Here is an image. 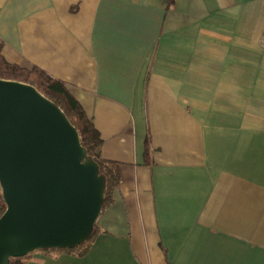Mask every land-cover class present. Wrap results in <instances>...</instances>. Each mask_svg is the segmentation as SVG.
I'll use <instances>...</instances> for the list:
<instances>
[{
	"label": "crops",
	"instance_id": "0c3cea01",
	"mask_svg": "<svg viewBox=\"0 0 264 264\" xmlns=\"http://www.w3.org/2000/svg\"><path fill=\"white\" fill-rule=\"evenodd\" d=\"M0 47L62 83L120 166L87 253L26 264H178L194 231L180 264H264L260 243L200 222L210 201L262 222L243 177L264 186V0H0Z\"/></svg>",
	"mask_w": 264,
	"mask_h": 264
},
{
	"label": "water",
	"instance_id": "95a60500",
	"mask_svg": "<svg viewBox=\"0 0 264 264\" xmlns=\"http://www.w3.org/2000/svg\"><path fill=\"white\" fill-rule=\"evenodd\" d=\"M77 132L34 88L0 80V264L83 243L104 185Z\"/></svg>",
	"mask_w": 264,
	"mask_h": 264
},
{
	"label": "trees",
	"instance_id": "16d2710c",
	"mask_svg": "<svg viewBox=\"0 0 264 264\" xmlns=\"http://www.w3.org/2000/svg\"><path fill=\"white\" fill-rule=\"evenodd\" d=\"M0 80L22 83L34 88L61 111L80 139V146L84 152L82 162L94 164L97 169V176L103 181L104 196L102 210L108 207L112 203V193L119 187L121 182L120 166L101 159V138L92 121L86 116L81 106L71 97L67 88L62 83L49 79L37 69L26 70L7 64L1 55V47ZM4 212L5 205L0 193V218ZM99 233L100 231L95 224L86 240L74 248L38 252L43 254L64 253L80 258L87 253ZM31 254L25 258L11 259L8 264H26V260Z\"/></svg>",
	"mask_w": 264,
	"mask_h": 264
},
{
	"label": "bare ground",
	"instance_id": "6f19581e",
	"mask_svg": "<svg viewBox=\"0 0 264 264\" xmlns=\"http://www.w3.org/2000/svg\"><path fill=\"white\" fill-rule=\"evenodd\" d=\"M243 179L247 181V182L243 181V184H244L243 187H245L250 193L253 194L252 199L250 201V205H252L256 199L264 198V186H262L261 184H257L256 182H253L252 180L246 179L245 177H243ZM231 205H236L235 207H240L241 210H243L242 206L240 204L234 202V201H231ZM216 210H217V203L210 201L207 204V207L205 208V210L203 211L200 222H203L206 219H208V220L214 219L216 221H218V220L224 221L226 223V225H228L229 228L232 229L233 233H241V234H243V236H246L247 238L252 240V242L260 243L261 246L264 247V235L258 234L257 232H253L252 230L247 228L248 224L246 223V215H247L248 209H246V212L242 216L241 220L236 221V222H232V221L228 220L227 218L217 214ZM252 215H253V217L260 219L262 221V223H264V214H261L258 212H252ZM195 234H196V232L194 231L192 233L191 237L189 238V240L186 242V244L183 248V252H182L181 256H179V259L177 262L178 264H180L182 262V260H184V258L186 257L188 248H189L190 243L192 242L193 238L195 237Z\"/></svg>",
	"mask_w": 264,
	"mask_h": 264
},
{
	"label": "rangeland",
	"instance_id": "374dc122",
	"mask_svg": "<svg viewBox=\"0 0 264 264\" xmlns=\"http://www.w3.org/2000/svg\"><path fill=\"white\" fill-rule=\"evenodd\" d=\"M236 197H238V199L241 201V202H244V199H242V197L240 196H237V195H234ZM258 210L264 214V207H260L258 208ZM255 211V210H254ZM219 212H221V214L225 215L228 217V219L230 221H233L235 222L236 218L238 217L239 213L230 209L229 207L227 206H224V207H221L219 209ZM248 227L250 230H252L253 232H257L258 234H263L264 235V224L262 222H259L258 220H254L253 218L249 219L248 222ZM237 235H240V233H237Z\"/></svg>",
	"mask_w": 264,
	"mask_h": 264
},
{
	"label": "built area",
	"instance_id": "2783aa9c",
	"mask_svg": "<svg viewBox=\"0 0 264 264\" xmlns=\"http://www.w3.org/2000/svg\"><path fill=\"white\" fill-rule=\"evenodd\" d=\"M143 64L146 67L147 71L151 75H153L154 74V70H153V67L151 66L150 60H149V58L147 56L143 58Z\"/></svg>",
	"mask_w": 264,
	"mask_h": 264
}]
</instances>
